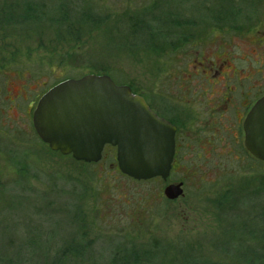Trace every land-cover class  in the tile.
<instances>
[{
  "label": "rangeland",
  "instance_id": "rangeland-1",
  "mask_svg": "<svg viewBox=\"0 0 264 264\" xmlns=\"http://www.w3.org/2000/svg\"><path fill=\"white\" fill-rule=\"evenodd\" d=\"M180 1L38 0L45 18L7 39L13 44L6 52L18 62L11 73L24 80L6 79L1 66L0 95L24 89L41 96L86 74L108 75L147 95L174 88V77L165 81L161 71L177 73L185 62L174 60L186 53L165 48L161 29L177 25V7H210L207 0ZM247 5L257 8L253 0ZM62 13L69 16L67 31ZM143 27L153 31L149 44ZM0 107L7 133L0 145V264H53L65 248L66 264H114L116 255L118 264H264V162L257 172L211 174L206 183L191 162L167 180L137 181L119 171L114 147L87 163L54 153L39 138L13 143L7 127L24 129L26 121L16 125L9 116L16 110ZM181 180L184 195L167 198L164 189ZM87 246L82 261L70 256Z\"/></svg>",
  "mask_w": 264,
  "mask_h": 264
},
{
  "label": "flooded vegetation",
  "instance_id": "flooded-vegetation-1",
  "mask_svg": "<svg viewBox=\"0 0 264 264\" xmlns=\"http://www.w3.org/2000/svg\"><path fill=\"white\" fill-rule=\"evenodd\" d=\"M31 1L29 4L21 0H0V67L7 69L2 76L13 82L23 76L17 70L11 73L9 66L18 62L6 52L13 44L7 39L11 34L27 33L45 18L38 0ZM180 2L183 5L184 1ZM207 2L210 7H206L208 3L192 5V8L201 9L198 11L177 7V25L161 29L165 48L171 46L175 51L186 53L174 60L185 62V67L177 73H169L168 68L161 71L165 81L174 77L176 86H165L164 90L150 95L132 90L174 130V155L167 179L177 167L187 169L186 162H191V172L203 183L211 174H221L220 177L225 179L232 170L257 172L262 164V160L246 146V121L264 97V0H253L257 8L249 10L247 2L250 0ZM215 2L218 6L214 8ZM62 14L63 31H67L69 16ZM41 96L24 89L0 95V104L17 112L16 115L9 113L12 122L17 125L26 121L24 129L7 127L13 143H33L39 138L34 126V112ZM4 119L5 112L0 107V145H3L1 135L7 134L2 128ZM178 183H183L184 189V181ZM259 184L256 182L255 193L259 191Z\"/></svg>",
  "mask_w": 264,
  "mask_h": 264
},
{
  "label": "water",
  "instance_id": "water-1",
  "mask_svg": "<svg viewBox=\"0 0 264 264\" xmlns=\"http://www.w3.org/2000/svg\"><path fill=\"white\" fill-rule=\"evenodd\" d=\"M34 126L53 151L97 163L106 145L117 148L120 171L135 180L167 179L174 155V130L141 96L108 75L87 74L50 88L39 100ZM246 146L264 161V97L248 115ZM169 199L184 195L183 183L164 189Z\"/></svg>",
  "mask_w": 264,
  "mask_h": 264
},
{
  "label": "trees",
  "instance_id": "trees-1",
  "mask_svg": "<svg viewBox=\"0 0 264 264\" xmlns=\"http://www.w3.org/2000/svg\"><path fill=\"white\" fill-rule=\"evenodd\" d=\"M89 15H85V17H88ZM144 26V25H143ZM142 29H147L146 31H145V34H146V36H147V33L149 32V34H150V37H149V39L148 40H144L143 42H145L146 44H149L148 43V41L150 40V39H155V37H154V34H153V31H152V29L150 28V27H143ZM162 33V32H161ZM162 38V37H161ZM159 39H160V37H159ZM152 41V40H151ZM56 154H59V153H57V152H55ZM59 155H61V154H59ZM88 249L89 247L87 246V247H84V248H80V250L77 252V249H74V251L76 252V254H75V252H74V254H73V252H71V255L70 256H74V259H80L81 261L84 259V255H85V253H84V249ZM70 252V251H69ZM68 251H67V249L65 248L62 252H61V254L60 255H58L56 258H55V262H53V264H66L67 263V260L70 258V257H68V253H69ZM118 260H120L119 259V257L116 255L115 257H113V263L114 264H118L119 262H118Z\"/></svg>",
  "mask_w": 264,
  "mask_h": 264
}]
</instances>
